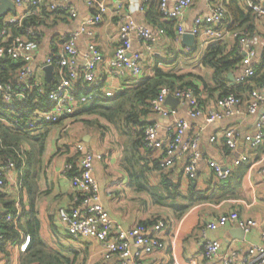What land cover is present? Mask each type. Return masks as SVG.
<instances>
[{
  "label": "crops",
  "instance_id": "obj_1",
  "mask_svg": "<svg viewBox=\"0 0 264 264\" xmlns=\"http://www.w3.org/2000/svg\"><path fill=\"white\" fill-rule=\"evenodd\" d=\"M99 1L106 5L107 13L102 23L94 29V39L105 59L113 55L117 45L118 27L123 23L124 18L130 17L137 24L146 26L153 32L158 29H163L165 32L164 27L150 25L147 22V2L144 5V11H140L138 10L139 0ZM226 3L227 0H222L221 6L224 8L223 5ZM67 4L77 13V17L73 20L59 12L45 16L44 11H48L46 4L41 5L35 11V17L43 20L42 25L36 27L40 31V39L32 63L35 77L39 80H45L44 72L42 73L40 69L47 54L58 49L68 34L79 31L83 23L92 16L85 0H67ZM23 12L25 9L14 7L13 11L6 12L4 16L19 15ZM209 14L210 10L206 0H193V4L185 12L180 23L188 31L192 28L196 18H203ZM223 20V25L228 29L232 20L227 11ZM164 21L163 19L160 23L169 22ZM237 32L247 39L246 50L253 52L254 55L250 57L246 52H241L238 41L242 58L238 68L231 73L232 80L227 78L226 87L228 89H235L248 67L259 71V75L264 73V19L251 17L241 24ZM174 33L175 38L168 37L166 34L159 37L155 46V56H153L155 58L149 56L145 60L151 58L156 64L157 58L164 57L163 59H174V65L179 64L180 59L181 62H187L182 55L178 54L185 47L177 36L176 22ZM131 39L132 49L141 52L142 48L137 42L136 34L131 33ZM224 40L230 46L236 44V38L231 35H227ZM88 41L86 35H80L77 40L79 64L83 60ZM196 41L195 39V43ZM198 58L197 55L196 59ZM192 59L190 57L188 60ZM199 67L203 71L199 76L206 84V88L212 89L211 69ZM151 69L148 70L147 77L151 75ZM100 78L97 77L92 89H98L104 96L119 89L121 92L134 84L133 80H136L113 81ZM197 83L200 86L199 81H196ZM92 89L90 88L89 91ZM249 93L248 89L236 93L235 97L239 99V104L235 107L236 112L230 117H222L212 123H207L204 116L194 120L190 119L187 116L186 106L180 104L174 107V116L161 118L152 113L148 115L149 122H157L161 126V136L176 119L184 120L189 126L184 139L195 134L199 136L201 158L195 167V179L190 180L185 176L187 153L183 154L173 167L162 168L166 172L177 170L180 175V191L183 194L187 193L189 184L202 195L205 194L204 200L193 202L179 216L169 207L156 205L149 194L137 191L131 186V178L121 165L126 138L118 135L115 130H112L111 125L95 116L71 117L52 126L46 128L41 126L37 129L38 132L41 131L39 133L46 132L42 151L39 154L35 153V161L30 166L29 174L24 173L27 167L24 169L21 167L19 171L15 168L7 173L6 186L0 188V214L7 211V204L10 203L16 209V218H19L21 224L26 227L25 214L32 211L38 223L37 236L40 242L50 252L64 257L69 264H111L102 258L103 250L100 242L89 238L70 239L65 224L59 218L60 210H68L76 204L75 192L70 183L71 173H64V167L67 164L77 165L76 146L82 144L93 154L101 156L100 159L93 161V177L99 187L101 204L107 211L114 230L120 228L128 231L137 224L157 219L165 223V228L160 233L164 248L146 255L139 249L131 247L134 257L133 264H221L220 257L231 253L236 255L235 264H243L249 247L264 243L262 239V233H264V138L262 144L255 148L249 147L242 140L245 135L256 132V122L258 117L264 114V104L258 108L256 114H249ZM220 94V91L210 94L202 92L203 103L199 104V107L205 114L217 109L216 104L221 99ZM94 119H96L95 122ZM96 122L103 128L107 126L105 130L109 132L103 133L95 124ZM230 128H234L241 135L238 147L234 151L226 147L223 139L224 131ZM211 136L216 137L213 143L209 142ZM21 145L24 146V144ZM24 147L29 150L28 145L25 144ZM242 154L248 155V162L236 168L233 167L232 161ZM207 160L231 169L230 177L217 178L206 165ZM147 177L149 185L157 187L158 172L151 170ZM29 184H31L30 187ZM231 212L237 213L242 221H254L256 226L248 232L242 231L235 224H228L214 231L205 228L210 221ZM26 235H29L26 231L20 232V245ZM206 240H216L220 243L219 257L211 260L204 258L202 251ZM20 245L0 249V264H19L22 255Z\"/></svg>",
  "mask_w": 264,
  "mask_h": 264
},
{
  "label": "built area",
  "instance_id": "obj_2",
  "mask_svg": "<svg viewBox=\"0 0 264 264\" xmlns=\"http://www.w3.org/2000/svg\"><path fill=\"white\" fill-rule=\"evenodd\" d=\"M1 1V0H0ZM15 8L25 9L19 15L0 17V59H9L21 63L12 78L6 82H0V102L11 105L14 102L25 101L30 92L36 89V93L43 98L47 104V110L36 109L30 117L25 119H14L7 126L17 129L35 130L39 124L54 125L62 120L71 118L81 109L91 105L96 98L97 89L92 85L100 79L123 80L138 79L142 76V62L149 56H155V46L158 38L164 36L163 29L153 32L152 29L137 24L130 17L124 18L117 31L116 47L113 55L105 59L94 39V29L101 23L107 13V7L99 0H85L86 6L91 10L92 16L83 23L79 31L68 34L62 41L60 47L47 54L40 71L43 68L52 66L51 88L44 92L45 80H39L35 76L32 63L34 55L38 50L40 31L33 25L24 27L25 20L36 16L35 11L41 5L46 4L49 12H59L67 15L70 19L77 17L76 11L67 4V0H10ZM138 10L144 11L147 0H139ZM210 14L203 18H196L190 30H186L180 20L185 12L193 4V0H159L158 8L165 21L176 22V32L179 39L184 34H191L196 40L199 38L201 46H206L214 41L225 39L227 35L239 39L240 51L246 52L250 57L254 54L246 50L248 41L246 38H239V32H230L223 25L225 9L221 6L222 0H206ZM243 9L251 11L256 19H264V2L262 0H241ZM120 7V5H118ZM24 27L23 34H14V30ZM131 33L136 34L137 42L142 51L132 49L133 41ZM80 35H86L89 41L86 44V52L79 64V51L77 40ZM241 37V36H240ZM197 42V41H196ZM192 47H185L187 53ZM155 58V57H153ZM161 63L154 64L160 68ZM101 72V76H100ZM151 72V74H152ZM254 70L248 67L243 72L240 81L252 77ZM92 89L82 92L80 89ZM120 90V89H119ZM106 93L107 98L114 97L119 92ZM114 93V94H113ZM171 96L179 101L180 105L187 108V116L190 119H197L204 116L207 123H212L222 117H230L236 111L239 99L234 95H228L217 101V109L204 113L191 89L172 90L162 87L155 98L150 101L151 113L157 117L167 118L175 115V109L165 104V99ZM178 104V105H179ZM264 104V83L254 88L249 93L248 113L256 114L258 108ZM188 124L182 119H176L173 124L165 129L161 136V126L157 122L147 124L142 130L141 147L144 151L152 154L158 161L161 168L173 167L181 156L188 154V161L185 168V176L195 179V167L201 158L199 151V136L197 134L184 139ZM264 138V114L260 115L256 122V132L245 135L242 140L251 148L262 144ZM223 139L228 149L234 151L241 140L240 133L230 128L223 133ZM216 137L211 136L209 142H215ZM25 144L26 143H22ZM27 145V144H26ZM23 145L19 147V157H24L28 151ZM78 163L76 166L67 164L64 173H71L70 183L75 192L76 204L68 210H60L59 218L65 224L70 239H95L102 245L103 260L111 264H133L134 257L131 247L139 249L143 254H150L164 248L160 233L165 228L161 219L155 220L151 225L137 224L128 231L120 228L114 230L107 211L101 204L99 187L93 177V161L100 159V155L93 154L82 144L76 146ZM248 162V155L242 154L232 161L233 167H238ZM206 165L214 172L219 179H227L231 175V169L221 167L212 160H207ZM15 169L12 160H6L0 164V188L6 186V175ZM264 173V170H263ZM6 221L12 218L5 217ZM228 224H235L244 232L256 226L252 220L242 221L238 214L231 212L217 217L205 225L209 231H214ZM0 226V244L2 243ZM264 241V233H262ZM30 243V236H24L20 251L25 252ZM221 252L220 243L216 240H206L203 244V256L207 260L219 257ZM221 264H235L236 255L231 253L220 257ZM243 264H264V243L252 245L247 250Z\"/></svg>",
  "mask_w": 264,
  "mask_h": 264
},
{
  "label": "trees",
  "instance_id": "obj_3",
  "mask_svg": "<svg viewBox=\"0 0 264 264\" xmlns=\"http://www.w3.org/2000/svg\"><path fill=\"white\" fill-rule=\"evenodd\" d=\"M159 0L147 1L146 20L150 25H158L165 28V34L168 37L174 36V21L161 24L163 20L158 8ZM241 0H227L224 6L227 14L230 15L232 24L229 31H237L242 23L248 21L254 14L245 10L240 3ZM48 10V9H47ZM53 12L44 11L45 16L51 15ZM42 16V15H41ZM165 22V21H164ZM43 23L40 17L32 16L25 20L24 27L33 25L39 27ZM24 27L14 30V34L19 36L23 34ZM240 34V33H239ZM239 35V38L242 36ZM236 44L228 45L225 40H218L209 43L203 53L196 59L198 53L193 47L187 53L179 52V55L188 61L190 57L195 58L196 64L201 67H209L211 69L212 89H207L201 76L191 72L179 74L180 68L174 65V59L168 60L158 59L157 63H163L160 68L154 67L152 74L146 77L140 83H134L119 92L112 98H107L102 92L97 91L95 101L76 112L73 117L78 116H95L111 125L112 130L120 136H124L125 147L121 165L127 171L131 178V186L135 190L149 194L153 202L158 206L171 208L177 216L181 215L193 203L205 199L190 184L186 194L180 191V175L177 170L164 171L158 164V161L152 157L148 151H144L141 147V138L143 128L151 123L148 121V115L151 114L150 101L157 96L162 87H168L172 90L191 89L199 104L202 92L213 93L220 91L219 98L228 95L236 96L239 91L253 90L264 83V73L259 75V71L254 70V75L243 81H240L235 89H228L227 74L234 72L241 62V52L238 48L239 39L236 38ZM173 64V65H172ZM187 64V63H186ZM190 64V63H189ZM191 65V64H190ZM21 66V63L14 62L9 59H0V82H6L12 78V75ZM259 75V76H258ZM196 81H199L200 86ZM51 88V84H44V92L47 93ZM82 92L89 90L80 89ZM98 90V89H97ZM38 110H47L48 106L44 103L42 97L33 89L28 98L23 102H14L11 105H5L0 102V164L6 160H12L15 163L16 170L21 167L25 170V174H29L30 166L35 161V153L42 151L45 133H39L38 128L52 126L39 124L37 129H17L8 124L14 119H25L30 117L33 112ZM94 122L96 119L93 120ZM92 121V122H93ZM22 143H26L29 150L24 157H19V147ZM154 170L158 172L159 182L157 187L149 185L147 174ZM178 173V174H176ZM28 180V179H27ZM229 180V179H228ZM31 184H29V187ZM26 227L21 224L17 217L16 209L10 203L7 204V211L0 214V226L3 236L0 249L5 247H15L20 245V232L26 231L30 236V243L25 252L19 259V264H69L68 261L53 252H50L39 240L38 223L31 212H26ZM11 216L10 221H6L5 217ZM23 218V217H22ZM154 221L144 222L145 225H151Z\"/></svg>",
  "mask_w": 264,
  "mask_h": 264
},
{
  "label": "rangeland",
  "instance_id": "obj_4",
  "mask_svg": "<svg viewBox=\"0 0 264 264\" xmlns=\"http://www.w3.org/2000/svg\"><path fill=\"white\" fill-rule=\"evenodd\" d=\"M194 48L197 51L198 56H200L203 53L204 48L201 46V42H200L199 38L197 39V43H196ZM182 51H184V50H182ZM163 58L164 57H161V59H163ZM181 61L182 60L180 59V63L178 64V66L180 68V72H181L179 74L191 72V73L196 74V75H201L203 73V71L200 69L199 65L196 64L197 60L195 58H193L192 60H188L187 62H181ZM161 64L163 65V63H161ZM142 66H143L142 67V76L136 80H133L134 83H140L141 81H143V79H145L147 77L148 70L154 66L153 60L151 58H149L147 61L146 60L143 61ZM95 124H97V122ZM97 126L100 127V129L103 133L106 134L109 132V131L105 130L107 128V126L104 128L99 126V124H97ZM105 134H104V137H105ZM105 139L108 140L107 138H105Z\"/></svg>",
  "mask_w": 264,
  "mask_h": 264
},
{
  "label": "water",
  "instance_id": "obj_5",
  "mask_svg": "<svg viewBox=\"0 0 264 264\" xmlns=\"http://www.w3.org/2000/svg\"><path fill=\"white\" fill-rule=\"evenodd\" d=\"M13 10H14V5L12 4L10 0L0 1V17L4 16L6 12L13 11ZM181 40H182V44L184 45V47H192L195 43V38L189 33L184 34ZM52 71H53L52 66H46L43 68V72L45 75V81L47 84H49L52 80ZM227 78L229 80H232L231 73L227 74ZM165 104L171 108H174L179 104V101L171 96H168L165 99Z\"/></svg>",
  "mask_w": 264,
  "mask_h": 264
}]
</instances>
